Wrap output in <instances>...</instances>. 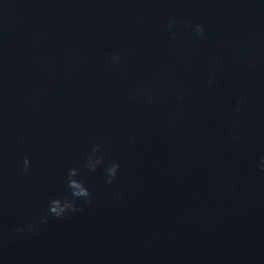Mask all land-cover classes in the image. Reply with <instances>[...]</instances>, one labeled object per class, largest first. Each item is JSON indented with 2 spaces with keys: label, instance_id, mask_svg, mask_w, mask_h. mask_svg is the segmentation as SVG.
<instances>
[{
  "label": "clouds",
  "instance_id": "9594fccd",
  "mask_svg": "<svg viewBox=\"0 0 264 264\" xmlns=\"http://www.w3.org/2000/svg\"><path fill=\"white\" fill-rule=\"evenodd\" d=\"M178 22L175 19H172L168 23L169 29L176 28ZM185 27L190 28L194 35L197 38H205L206 32L205 27L200 23L192 24L191 22H185ZM173 38L175 37V33H172ZM121 60V55L119 52L113 54L109 58V63H118ZM214 75H210L208 78V83H213ZM137 97H145L148 101L153 99L154 93L151 88L148 89H137L134 94ZM181 97L178 96L177 99ZM238 103H243V101H239ZM239 111V109H237ZM238 138V137H237ZM101 150V145L97 143L92 148L90 154L87 157V161L85 167L90 171H95L96 168L103 162V156L97 155ZM120 165L118 163H111L105 166V174H106V183L111 184L118 173ZM31 169V161L29 157H25L22 164V171L28 172ZM261 171H264V163L261 165ZM80 175V169L73 167L69 169L67 173V186L69 189L70 196L63 198H53L48 202L47 215H51L57 219L63 218L68 213L82 211L83 209L78 207V202L83 201L85 204L92 203V194L88 187L85 185L83 180L78 179ZM47 215L41 218V223L47 222ZM29 231L35 232L37 231L36 225L29 223L25 226ZM23 228H17L16 231H23Z\"/></svg>",
  "mask_w": 264,
  "mask_h": 264
}]
</instances>
